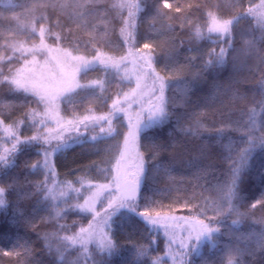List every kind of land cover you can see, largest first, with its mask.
<instances>
[{
  "label": "snow or ice",
  "instance_id": "6c2138e0",
  "mask_svg": "<svg viewBox=\"0 0 264 264\" xmlns=\"http://www.w3.org/2000/svg\"><path fill=\"white\" fill-rule=\"evenodd\" d=\"M7 3L10 10L17 7L13 0H7ZM242 3L243 0H235L234 6L239 7ZM249 3V7L242 8L230 18H222L207 10L206 32L187 18V9L191 8V5L177 3L174 7L169 0H152L151 4H148L147 0H111L103 12L99 11L100 0H84L83 3L81 0H36L26 6L20 5L24 8V15L31 17L28 25L30 34L38 36L39 42H29L28 39L17 41L13 33V42H6L4 45L11 49L12 56H0V61H12L15 57L19 63L18 67L9 64L7 75L0 65V128L4 130L11 144L10 147L0 144V209L9 207L7 197L14 196L16 209L13 219L9 222L16 223L19 218L34 230L32 219L37 209H33L31 214H26L21 204L37 197L38 205H44L46 210L51 208L49 215L40 217L39 222L53 223L54 231L37 233V236L44 241L46 250L54 255L55 264H108L105 260L93 259L89 246L94 244L100 254L108 257L118 255L119 247L113 239V225L125 214L130 218L139 217L153 227L162 226L166 234L171 222L182 220L187 225V234L179 241L182 250L180 255L173 257L179 264H187L186 258L191 253L199 254L198 250L205 242L216 248L221 235L234 236L237 242L251 239L232 231V226L238 225L241 219L251 215L239 212L236 205L243 199L242 185L250 174L254 153L258 148L264 151V52L256 46L257 39L264 40V0H260L259 4H253L251 0ZM47 8L65 12L69 23L62 24L59 18L50 23L43 12L39 17L35 16L37 10ZM124 10H127L126 16L123 15ZM145 10H154L157 17L169 22L166 27L170 31L174 32L177 26L183 31L187 25L191 31L190 42L208 39L211 43L222 42L227 45L219 50L211 48L203 54L204 70L222 67L227 62L229 50L236 51L232 43L234 26L242 19L254 18L256 25L248 33L251 38L245 39L241 35L243 48L240 51L244 54L253 53L258 57L257 71L261 73L258 87L261 98L256 100L254 96L253 105L240 110L236 119H232V113L236 111L234 108L228 110L226 117L219 109H213L212 104L219 95L218 92L204 98L203 103L199 99L193 101L190 94L201 78V72L193 73L191 80L185 79L186 66L176 62L171 55L174 49H169V54L164 57L167 74L161 75L155 67L160 57L154 43L145 42L139 48L135 46L137 16ZM112 12L118 15L121 24L118 30V44H114L110 38L109 15ZM173 18L180 21L179 25L170 23ZM2 19L18 20L19 17L13 11L10 18L0 16V20ZM94 20L101 21L102 30L101 24L94 23ZM37 21L43 22L37 26ZM55 28L60 31H55ZM81 30L86 32L87 38L78 34ZM256 30L261 33L259 38L254 35ZM213 36L217 39L213 40ZM49 39L54 43H48ZM175 39L176 37H173L172 41L161 42L157 47L163 51L164 45ZM183 43L181 40L179 46H183ZM104 44L115 48L124 45L126 50L120 56L110 55L105 53L102 47H98ZM81 48L89 49L94 54L73 55V50L79 52ZM192 51L193 49L189 48V52ZM186 59L193 62L196 57L189 56ZM96 67L102 68L105 74L110 68L120 74L119 83L116 85L118 91L111 101L110 110L106 114L65 120L60 115L61 102L71 106L74 97L80 92L94 93L96 89H99L100 93L105 91L104 80H87L81 83L79 79L81 74L87 75ZM125 83L129 85L127 91L121 87ZM169 89H172L174 94H179V101L175 95H166ZM244 99L243 95L231 92L233 102ZM31 104L42 107L43 111L30 107ZM177 104L185 108V112L176 118V127L168 132V140L161 141L150 135V130L162 128L169 122V107L175 109ZM14 110L22 111V116L13 118ZM6 118L11 120V123H5ZM117 119H126V132L118 131L113 125V120ZM49 124H54L55 127H48ZM210 124L218 126L210 127ZM21 127L33 129V134L22 136ZM81 128L85 133L90 129L94 133L87 137V140L95 142L122 135L123 143L120 155L112 165L111 180L101 185L89 182L88 194L78 195L76 201L72 202L70 193L79 194L85 187L84 181L78 178L80 188L73 187L71 181L61 184L56 179L53 157L63 154L71 144L82 145L87 142L82 138ZM177 132L183 137L182 140L176 139L174 134ZM66 133L74 135L66 136ZM229 133H238L239 142L234 141ZM142 134L148 141L144 146L148 148L150 159H146L145 154L140 151ZM205 136L209 139L204 140ZM193 141L200 142L195 145V151L190 152ZM213 148L219 150V158L222 163L227 164V179L224 182L218 181L206 189L214 195L201 194L203 204L198 206V213L191 218L162 214L159 211L153 213L152 204L155 202L145 197L141 191L144 181L150 175L160 172L172 179L171 173L176 165L183 163L196 169L193 175L197 180L203 179L208 184L210 181L207 177L213 176L217 170V164L212 159ZM32 150H35L38 159L25 158L22 165L18 163L19 157H27ZM163 153H168L167 163L161 160ZM205 160L209 162L203 164ZM16 169L27 173L23 180L20 178V171L10 175V172ZM33 174H40L43 179L30 180L29 176ZM258 176L261 183H264V169H261ZM4 181H7L6 187L3 186ZM102 197L104 204L98 211L97 204ZM141 201L146 205L143 211L139 210ZM257 204H264V200H257L250 207L254 209ZM187 206L186 202L185 207ZM76 210L91 214V219L87 225L73 221L72 226L78 227L75 231H70L72 226L61 221L69 212ZM208 211H212L214 215L209 216ZM232 215L241 219L232 220L231 225L227 226V232L222 233L220 226ZM254 235L257 247L264 248V230ZM173 242L174 238L170 236L169 255ZM134 247L138 256L147 255L148 246ZM226 247L227 264H241L236 257L242 256L246 249L238 245L233 247L231 244ZM73 250H77L74 259ZM35 253L36 249L31 246V242H25L23 255L28 258L26 264H42L36 259ZM160 261L161 258L156 257L152 264H160Z\"/></svg>",
  "mask_w": 264,
  "mask_h": 264
},
{
  "label": "trees",
  "instance_id": "16d2710c",
  "mask_svg": "<svg viewBox=\"0 0 264 264\" xmlns=\"http://www.w3.org/2000/svg\"><path fill=\"white\" fill-rule=\"evenodd\" d=\"M36 0H13V3L17 5L14 10H10L7 0H0V16L10 18L13 11L19 17L18 20L14 19H2L0 20V56L8 57L12 56L11 49L4 47L5 43L13 42L14 39L24 40L28 39L29 42H39L38 36H32L28 25L31 17L24 15V8L20 5H29ZM63 2V0H62ZM83 3L84 0H81ZM170 3L176 6L177 3L191 5V8L187 9V18L193 23L197 24L203 31L206 32L208 20L206 18V11L211 10L217 13L222 18H230L235 15L237 11L242 8L250 6L249 0H243V3L236 7L235 0H169ZM260 0H251L253 4H259ZM111 3V0H100L98 5L99 11L103 12L105 7ZM148 4L152 3V0H147ZM142 3V7H143ZM48 17L49 22L55 21L57 18L61 20L62 24H68V16L65 12L59 9L53 10L51 8L37 10L35 16L39 17L41 14ZM123 15H127V10H124ZM91 19V17H87ZM110 38L114 44L119 43L118 30L121 26L118 15L115 12L110 13ZM43 21H37V26ZM94 23L101 24L100 20H94ZM166 22L163 18L157 17L154 10L142 11L138 14L136 20V47L139 48L145 42H153L158 56L160 57L155 63L157 71L161 72V75L167 74L165 68L164 57L169 54V49H174L171 52L173 59L180 65H185L184 77L187 80H191L192 74L201 72L202 76L197 82L191 99L193 101L199 99L203 103L204 98L211 97L214 93H219L216 100L213 102V109H219L222 113H228L230 108H234L236 111L232 113V119H236L239 111L246 109L248 106L253 105V97L256 100L261 98L260 90L258 87V81L260 80L261 73L257 71L258 57L253 53L244 54L240 50L243 48V42L241 35L245 39L251 38L248 33L253 30L256 25L254 18L242 19L238 25L233 28V47L236 51L229 50L227 62L222 67H212L204 70L203 54L207 53L211 48L219 50L220 47H227L222 42L211 43L208 39H202L199 41H191V31L186 25L185 29H181L177 26L175 31L167 29ZM170 23L179 25L180 21L173 18ZM74 27V25H73ZM55 31H60L59 28H55ZM78 34L86 36V32L81 30ZM255 37L259 38L261 33L259 30L254 32ZM147 37V39H145ZM176 37L175 41L166 43L164 50L162 51L158 44L165 41H172V38ZM213 40L217 39L215 36ZM226 39V38H225ZM184 41L183 46H179L180 41ZM48 43L54 42L49 39ZM257 48L261 52H264V40L257 39ZM102 47L105 53L114 56H120L124 54L125 46L120 45L119 48L110 47L107 44L98 45ZM189 48L193 51L189 52ZM94 53L89 49L81 48L79 52L73 50V55H88L91 56ZM189 56H195L196 60L189 62L186 58ZM235 57V59H234ZM9 64L13 67H18L19 63L16 58L13 57L12 61L3 60L0 61V65L4 68V74L7 75V69ZM119 75L113 69H108L107 74L105 71L96 67L89 71L87 75L81 74L79 77L81 83L87 80H104L105 91L100 93L99 89L92 91L80 92V94L74 97L73 104L70 106L64 102L60 104V115L65 120L75 119L77 117L82 118L85 115H101L106 114L110 110L111 101L118 91L116 85L119 83ZM134 86V85H132ZM121 87L124 91L128 90L129 85L122 84ZM226 89H230L226 91ZM235 91L238 95H243L245 99L243 101L231 100V92ZM168 96H176V100H180L179 94H174L172 89H169L166 93ZM103 97H106L103 98ZM225 105L227 107H225ZM30 107L37 108L38 111H43L42 107H37L35 104L29 105ZM135 106L133 107V111ZM191 110L190 108L188 109ZM171 118L167 124L162 128H154L150 130L149 134L154 138L166 141L168 140V132L176 127V118L181 116L185 112V108L179 104L173 109L169 107ZM22 111L14 110L13 118L22 116ZM123 117V114H121ZM219 119V117H217ZM5 123H11V120L5 119ZM183 123V122H182ZM126 119L113 120V125L117 127L118 131L126 132L125 127ZM50 126V124H49ZM48 126V127H49ZM218 126V125H209ZM107 127V125H105ZM98 132V129L96 130ZM4 130L0 128V144H4L8 147L11 146L9 138L4 135ZM20 134L22 136L32 135L33 129L28 127H21ZM94 134L91 129L87 132L86 136L82 135L83 139L87 140V137ZM67 135H74L72 133H66ZM177 140H182L183 137L178 132L174 134ZM234 141L239 142L240 137L238 133H229ZM204 140H208L209 137H203ZM214 139V138H213ZM123 140L122 135H117L114 139L107 138L98 141L87 140L84 144H71V146L64 151L63 154H57L53 157L54 168L56 171V179L63 184L64 182L71 181L73 187L80 188L78 178H82L84 181V189L79 194L73 192L70 193L72 202H75L78 195L84 196L88 194L89 182L97 185L106 184L111 180L112 165L115 164L118 155L120 154L121 142ZM200 141H193L190 145V152L195 151V145ZM140 151L145 154L146 159H150V153L148 148L144 145L148 144V141L141 135ZM219 150L213 148L212 159L217 164V170L213 176L207 177L210 183L206 184L205 180H197L193 173L195 168L188 167L187 165L180 163L177 164L171 173L172 179L163 172L155 175H150L149 178L144 181L141 186L142 194L155 203L152 204L153 213L156 211L162 214H170L176 217H189L198 213V206L203 204V196L214 195V193L207 191V188H211L218 181L224 182L227 179V164L222 163L219 158ZM27 158L29 160L38 159L35 150H32L27 157L21 156L18 158V163L22 165L23 160ZM168 153L161 155V160L165 163L168 162ZM95 162V163H93ZM209 161H203V164H207ZM264 169V151L259 148L254 153V158L251 161V171L242 185L244 192L242 193L243 199L236 205L239 212L250 213V216H246L241 219L235 215L227 218L226 223L221 225V232H227V226L231 225V221L234 219H241L238 225L232 226V231L243 236L251 237V239L237 242L234 236L221 235L217 241V247L213 248L210 243H203L199 248V254L191 253L187 258V264H227V252L229 244L233 247L239 246L246 249L242 256H237V260L241 261V264H264V248H259L256 245V238L254 234H257L264 230V204H257L256 208H251L250 205L256 203L257 200H264V183H261L258 173ZM17 171H20V178L23 180V176L27 174L20 169L13 170L10 175H15ZM30 180H40L43 176L40 174H33L29 176ZM3 186H7V181L3 182ZM203 194V196L201 195ZM9 207L6 209H0V264H26L28 258L23 255V245L25 242L30 241L31 246L36 249V259L41 261L42 264H55V257L49 253L44 245V241L39 239L37 233H44L48 231H54L53 223H40V217H47L51 208L45 209L44 205L37 204V197H33L31 200L25 201L21 204L26 214H31L33 209H37L35 217L32 219V223L35 225L33 230L31 226L26 225L22 220L17 218L16 223H10L13 219V215L16 209L15 197L8 196ZM82 201V200H81ZM80 201V202H81ZM187 202L188 206L185 207ZM50 203V202H48ZM63 206V205H61ZM146 207L144 201H141L140 211H143ZM208 215L212 216L214 213L208 211ZM90 214L80 212L79 210L69 212L65 219L61 223H66L69 226L73 225V221H79L80 224L86 225L90 219ZM203 218V217H201ZM76 226H72L70 231H75ZM114 234L113 239L119 247V254L112 257L105 256L103 258L97 256L96 260H105L108 264H152V261L156 257H160V264H163L166 260L165 252L167 247V237L159 229L147 224L139 217H131L128 214L121 216L118 222L113 225ZM17 245H21L17 247ZM146 245L148 246V253L145 256H138L136 247ZM5 253H12L11 255H5ZM16 253H20L17 255ZM74 250L72 251V258H75ZM251 253V254H249ZM103 256V255H102Z\"/></svg>",
  "mask_w": 264,
  "mask_h": 264
},
{
  "label": "rangeland",
  "instance_id": "374dc122",
  "mask_svg": "<svg viewBox=\"0 0 264 264\" xmlns=\"http://www.w3.org/2000/svg\"><path fill=\"white\" fill-rule=\"evenodd\" d=\"M49 126V125H48ZM49 127H55V125L54 124H50V126ZM83 128H81V133H82V135H83ZM5 133V132H4ZM87 134V133H86ZM86 134L85 135H83V136H86ZM4 135H6V134H4ZM123 143V140H122V142H121V144ZM122 147V146H121ZM121 150V149H120ZM120 155V154H119ZM119 155H118V157H119ZM107 184V183H106ZM101 185V184H100ZM82 202V201H81ZM103 204H104V199H103V197L101 198V200H100V202L97 204V210L99 211L100 210V208L103 206ZM89 214V213H88ZM91 215V214H90ZM90 219H91V216H90ZM89 219V220H90ZM88 220V221H89ZM88 223V222H87ZM87 223H86V225H87ZM155 228H157V229H159L160 231H162L165 235H166V237H167V247H166V252H165V262L163 263V264H179V261L178 260H174L173 259V257L174 256H179L180 255V253H181V249H180V247H179V241L181 240V239H183L185 236H186V228H187V225H185L184 223H183V221L182 220H176V221H174V222H171V224H170V227H169V231H168V234H166L165 233V231H164V229H163V227L162 226H156ZM173 237L174 238V242L171 244V255H169V251H170V249H169V237ZM89 250L92 252V256H93V259H95L96 260V258H97V256H99V257H101V258H103V257H105V256H107V255H103V254H100L99 252H98V250L95 248V245L93 244V245H90L89 246ZM74 254H75V257H76V255H77V250H74ZM103 255V256H102Z\"/></svg>",
  "mask_w": 264,
  "mask_h": 264
},
{
  "label": "water",
  "instance_id": "95a60500",
  "mask_svg": "<svg viewBox=\"0 0 264 264\" xmlns=\"http://www.w3.org/2000/svg\"><path fill=\"white\" fill-rule=\"evenodd\" d=\"M86 133L83 131V135H85Z\"/></svg>",
  "mask_w": 264,
  "mask_h": 264
}]
</instances>
